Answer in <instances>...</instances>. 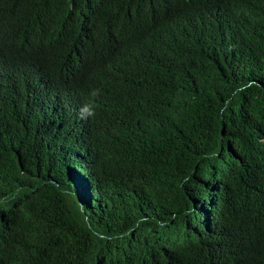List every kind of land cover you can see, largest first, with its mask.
<instances>
[{
    "label": "trees",
    "instance_id": "1",
    "mask_svg": "<svg viewBox=\"0 0 264 264\" xmlns=\"http://www.w3.org/2000/svg\"><path fill=\"white\" fill-rule=\"evenodd\" d=\"M0 264H264V0H0Z\"/></svg>",
    "mask_w": 264,
    "mask_h": 264
},
{
    "label": "clouds",
    "instance_id": "2",
    "mask_svg": "<svg viewBox=\"0 0 264 264\" xmlns=\"http://www.w3.org/2000/svg\"><path fill=\"white\" fill-rule=\"evenodd\" d=\"M92 113H89V115H91ZM78 115L80 116V118H82V119H86L87 118V116H85L84 114H83V112L81 111V112H78Z\"/></svg>",
    "mask_w": 264,
    "mask_h": 264
}]
</instances>
